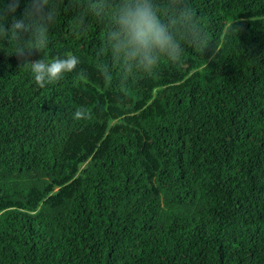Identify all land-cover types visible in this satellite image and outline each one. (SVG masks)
Segmentation results:
<instances>
[{
  "label": "trees",
  "instance_id": "trees-1",
  "mask_svg": "<svg viewBox=\"0 0 264 264\" xmlns=\"http://www.w3.org/2000/svg\"><path fill=\"white\" fill-rule=\"evenodd\" d=\"M186 2L209 46L126 93L97 71L106 19L77 35L68 0L41 53L0 44V264H264V0ZM69 53L43 89L23 66Z\"/></svg>",
  "mask_w": 264,
  "mask_h": 264
},
{
  "label": "clouds",
  "instance_id": "clouds-1",
  "mask_svg": "<svg viewBox=\"0 0 264 264\" xmlns=\"http://www.w3.org/2000/svg\"><path fill=\"white\" fill-rule=\"evenodd\" d=\"M61 0H31L30 7L18 19L19 0H7L0 7V44L15 43V53L25 57L34 50L41 53L49 45V29L55 25ZM81 8L74 17L76 34H83L89 17L107 21L101 49L108 60L96 65L108 86L127 92L130 81L140 76H155L163 61L183 63L186 47L206 49L208 33L203 21L186 0H68ZM80 58L74 54L50 60L25 61L34 82L43 89L76 72ZM86 75L77 73L76 84L86 83ZM76 121H91L92 109L76 107Z\"/></svg>",
  "mask_w": 264,
  "mask_h": 264
}]
</instances>
